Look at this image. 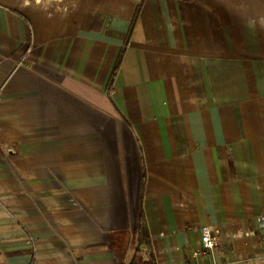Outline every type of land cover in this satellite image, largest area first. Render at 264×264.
Returning a JSON list of instances; mask_svg holds the SVG:
<instances>
[{
  "label": "crops",
  "instance_id": "crops-1",
  "mask_svg": "<svg viewBox=\"0 0 264 264\" xmlns=\"http://www.w3.org/2000/svg\"><path fill=\"white\" fill-rule=\"evenodd\" d=\"M258 216L264 0H0V264H264Z\"/></svg>",
  "mask_w": 264,
  "mask_h": 264
},
{
  "label": "built area",
  "instance_id": "built-area-1",
  "mask_svg": "<svg viewBox=\"0 0 264 264\" xmlns=\"http://www.w3.org/2000/svg\"><path fill=\"white\" fill-rule=\"evenodd\" d=\"M257 224L260 229H264V216L257 217ZM218 236L219 231L212 225L204 226L202 228L201 244L192 252L193 256H210L214 259L213 264H218L215 261V253L218 248L222 247V243L220 242Z\"/></svg>",
  "mask_w": 264,
  "mask_h": 264
},
{
  "label": "trees",
  "instance_id": "trees-1",
  "mask_svg": "<svg viewBox=\"0 0 264 264\" xmlns=\"http://www.w3.org/2000/svg\"><path fill=\"white\" fill-rule=\"evenodd\" d=\"M147 235L146 230L143 231L142 236L143 238ZM145 243L148 244V251L146 253L145 258H139V260L137 262H135L134 264H155V258H154V254L152 252V249L150 247L149 241L147 242L146 238L144 239Z\"/></svg>",
  "mask_w": 264,
  "mask_h": 264
}]
</instances>
